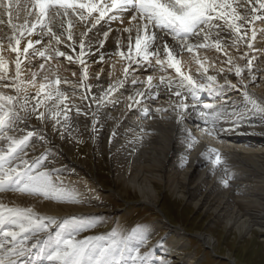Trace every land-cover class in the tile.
<instances>
[{"label":"bare ground","instance_id":"1","mask_svg":"<svg viewBox=\"0 0 264 264\" xmlns=\"http://www.w3.org/2000/svg\"><path fill=\"white\" fill-rule=\"evenodd\" d=\"M12 2L19 5L13 11L12 23L21 25L27 15L25 6L31 7L27 4L31 3V0H12ZM232 2L241 15H245L246 9L250 14L248 0H232ZM254 2L255 0H252V3ZM0 19L3 20V23H0V57L3 58L7 66L9 79L6 83L10 84L11 77H14L15 73L17 54L11 51L8 45L11 43L15 46V40L10 39L13 36V31L8 24V17L2 11H0ZM28 19L31 22L34 16ZM128 20L129 16H125L123 24L117 21L111 27L113 29L128 27ZM58 23L57 20L52 25L54 30L57 29ZM252 28L256 31V36L252 38L251 31H249L248 38L252 39L253 44L251 50L248 49L246 41L240 43L238 47L233 45L232 37L228 33L221 35L222 52H217L214 47L200 48L194 50L193 53L181 52L179 48H176L181 70L186 75H191L197 83H206V80L202 79L203 69L196 63L197 56L201 54L202 57L199 58L204 67L208 69L207 75L215 76L217 85H225L226 81L231 83L228 77L235 74V66L243 68L246 65L247 61L242 57L245 53H249V59L255 57L252 75L256 79L251 81V77L245 69L242 76L246 75L247 78L244 79L248 86L251 85V87L246 85V91L248 94L263 98L261 95H264V31H262L264 30V21H256ZM71 30L73 42L76 45L75 52L66 49L64 43L59 46L53 43V47H59L60 51H67L68 55L73 57L72 65L67 58H57L51 52L46 54V56H51L50 59H47L48 61L38 56H20L21 75L25 81L32 78L33 72L38 73L37 87L28 88L31 95H34L38 90L39 83L44 82V76H48L49 79L58 77L61 80L59 88L65 93L67 97L65 103L71 109L68 113L71 127L68 132H65L62 139L60 131H53L54 121L51 118L41 121L35 115H29L26 121L17 122L15 133L10 132L9 134L20 135L27 131H34L36 135L26 148L29 159L39 157L46 168L57 170L52 172L53 180L59 179L65 184L74 186L80 193L81 202H56L43 200L39 196L29 197L12 192L0 193V199L5 202L15 201L22 206L34 205L37 212L47 216L57 218L75 216L78 222L92 225L86 227L85 231L96 228L102 213L110 214V209H104L107 205L101 198V194L103 196H108V194L101 186L96 170L94 169L93 172L89 166L85 167L87 162L77 158L75 148L78 142L81 143L77 138L81 133L83 137H88V144L92 146L88 149L94 164L104 162L115 187L118 185L121 192L112 190L117 198L124 202L122 197L131 191L133 195L135 194L133 198L137 200L134 201L135 203L144 206L146 210L153 211L154 216H157L153 223L155 229L167 230L158 242L154 243L151 238L156 231L147 233L145 226L136 229H143L147 233L145 243L139 247L145 249L141 250L142 252L149 253L151 250L155 254V257L152 258L151 252L149 253V259L155 261V264H160L161 260L158 261V258H162V256H170V258L176 256L177 261H166L167 264H177L176 262L199 264L200 262H195V253H182L185 248L188 250V245L182 242L183 236L187 232L182 226L173 225L170 227L171 220L167 218L168 216L160 206V196L163 194L164 197V192L177 198L178 202H184L191 205L192 208H197L200 212L208 214L209 226L215 227L219 224L222 231L233 232L234 235L240 236L244 234L251 236L252 229H257L261 232V238L264 240V120L253 116L251 112L245 113L249 111L245 110L246 106L239 99L243 92L239 88L241 86L237 87L239 89L226 86L220 92L213 93L219 96L218 102L213 101L216 100V97L209 100L211 102L208 103L217 106L215 110H209V112L219 111L216 135H210L205 131V128H211L212 125L204 124L200 116L201 108L191 107L193 104H204L199 99L203 98L201 96L204 93H198L197 100H192L190 97L186 99L185 102L190 107L181 114L182 119L179 123L177 122V113L172 110V106L179 103V100L163 87L159 89V95L155 100L145 99L144 103L129 111V97L134 96L137 90H144L146 87L144 83L133 87L131 83L133 79L146 81L147 77L151 76L152 83L158 84L161 76L177 79L175 70L168 68L165 64V70L161 71L155 65V57H153L152 67L149 70L130 68L129 74L125 78L122 67L124 64L127 65L129 34L113 31L101 48L99 41L104 39L103 33L108 30V25L102 24L89 32L85 38L86 44L91 46L90 53L84 57L87 76L83 84L85 87L91 86V92L87 93L81 87L84 67H81L82 65L79 63L80 33L85 31V28L74 20ZM16 35L19 38L18 32ZM135 35L136 32L133 30V40ZM157 37V46L167 42L172 47L176 43L170 35L159 30H157ZM64 39L66 38H62V40ZM117 40H119V48L117 47L118 43L115 42ZM26 42V38L21 39V49ZM192 42L196 41L193 39ZM47 44L48 39L46 38L43 45ZM43 45H38L37 48H42ZM119 51L125 53V58L118 54ZM101 56H103L102 61L100 60ZM229 57L233 62L232 71L228 70L230 65L226 63ZM160 58L164 59L163 54ZM58 59H62V62H58ZM39 61L41 64H45L43 70L40 69L41 64H37ZM71 68L74 71H69ZM235 77L236 83H241V79L236 75ZM121 80H124V86L110 97V100L114 102L104 103L98 107L101 93L108 89L109 85L117 84ZM0 91L8 95H15V91L11 88H0ZM153 91L155 92L156 89ZM82 96H87V99H81ZM93 96L97 98L95 101L92 100ZM49 106L53 113L57 110L55 104ZM72 106L86 111V117L75 116L76 110ZM62 108L63 105H60V109ZM144 108L150 110L147 118L143 112ZM157 108H164L167 111L158 113L155 111ZM39 111H46V107L42 105ZM91 120L97 121L95 131H93ZM232 121H236V123H232ZM141 128L144 129L143 133L140 131ZM220 128L229 129V131L220 132ZM189 134L195 143H192V140L188 138ZM141 135L143 138L137 139ZM41 136L44 139H41ZM68 136L70 137L68 138ZM74 139L76 141H72ZM190 144L191 147H189ZM206 148L216 149L222 154L223 159L227 162V177L221 166L213 168L210 160L206 158L208 155L205 151ZM79 172L84 176H79ZM229 177L228 186L225 187L221 181ZM125 204L129 205L130 202L126 201ZM83 231L79 233L81 239ZM195 237L211 251L218 248V240L207 230L196 233ZM128 244L130 247L137 246L135 239L129 240ZM22 264H33V261L25 259ZM121 264L130 263L124 258Z\"/></svg>","mask_w":264,"mask_h":264},{"label":"snow or ice","instance_id":"2","mask_svg":"<svg viewBox=\"0 0 264 264\" xmlns=\"http://www.w3.org/2000/svg\"><path fill=\"white\" fill-rule=\"evenodd\" d=\"M250 14L246 9L245 15H241L234 6L232 0H31V7L25 6L27 13L25 21L21 25L12 23L13 11L18 8L12 0H0V11L8 17V24L11 26L15 40V46L9 43L8 47L17 54L15 60V76L11 77V83H6L7 66L0 57V88H11L15 95L5 94L0 91V193L12 192L17 195L29 197L39 196L43 200L56 202L78 203L80 193L71 185L65 184L59 179L53 180L52 172L57 171L45 167L41 158L29 159L26 148L36 135L34 131L16 135L9 134L17 131V122L26 121L29 115H35L38 120L44 121L51 118L53 131H60L61 138L71 127L69 112L70 106L65 103L67 97L60 90L61 80L57 77L49 79L43 77L39 83L38 90L31 95L28 88H36L38 73L33 72L31 79L25 81L21 75L22 61L20 56H38L41 59H50L46 56L51 52L55 57H65L70 62L73 57L67 51H60L59 47H53V43L59 46L65 44L66 49L76 51L73 42V22L74 20L82 24L85 31L80 33L79 43V63L84 66L81 76V87L85 92H91V86H84L83 81L87 76V67L84 57L90 53V45L86 44V37L102 24L108 25V30L103 33L104 39L99 41L102 48L109 34L113 31L128 33V54L127 65L124 68V76L127 78L130 68L147 71L152 67V59L155 57V65L164 71L165 64L177 73V79L161 76L158 84H153V78L148 76L146 81L133 79L132 86L144 83V90H137L134 96L129 97V111L144 103L145 99L155 100L159 95V89L163 87L171 93L179 103L172 106V110L177 113V122L182 119V113L190 105L185 101L187 98L197 100L198 93H208L210 96L214 92H220L224 87L236 89L238 86L225 82V85H217L216 77L207 75L208 69L199 58L196 63L203 69L202 79L206 83H197L191 75H186L179 66L176 48L181 52L193 53L200 48L214 47L217 52L223 51V41L221 35L228 33L232 37L233 45L239 46L242 42H247L248 49L253 48L252 39L248 38L251 31L252 38H255L256 31L252 28L256 21H264V0H248ZM34 19L29 21V17ZM125 16H129L128 27L115 28L111 25L117 21L124 23ZM59 21L57 29L53 24ZM0 23L3 20L0 19ZM67 25V27H66ZM38 29V30H37ZM136 35L133 40L132 32ZM157 30L171 36L175 45L169 46L167 42L157 46ZM264 31V30H262ZM17 32L19 38H17ZM214 33V35H213ZM35 37V38H33ZM27 39L22 49L21 39ZM48 39V44L43 45V41ZM62 38H66L62 40ZM193 39L196 42H192ZM43 45L42 48H37ZM86 47L88 51L86 52ZM117 47L119 48V42ZM162 50V52H161ZM118 54L125 58V53L119 51ZM163 54L164 59H161ZM227 55V53H224ZM249 53H245L242 59H247L246 65L242 68L235 66V75L241 78L242 73L247 69L251 81L256 77L252 75L253 59H249ZM103 60V56L100 57ZM232 71V59L226 61ZM147 65V67H145ZM45 64L40 65L43 70ZM99 78V77H97ZM124 86V80L117 84L109 85L108 89L101 93L98 107L104 103L114 102L110 100L113 93ZM246 88V85L244 86ZM153 89H156L154 92ZM75 91V89H74ZM247 105L246 111L264 120V105L253 99L245 90L242 92ZM215 97L213 96V99ZM81 99H87L82 96ZM97 98L92 97L95 101ZM34 102V103H33ZM50 104H55L57 110L53 113ZM46 107V111H39L41 106ZM60 105L63 108L60 109ZM76 114L87 115L77 106ZM192 108H201L200 116L205 125L211 124V128H205L210 135H216V128L219 123V111L213 103L193 104ZM149 109L144 108L145 118L149 114ZM156 112L167 111L164 108L155 109ZM227 122V121H226ZM97 121L93 120V131ZM236 123V121H232ZM141 133L144 129H140ZM220 132L229 129L220 128ZM71 135V133H69ZM142 135L137 139H142ZM191 138L190 134L188 137ZM41 139H44L41 136ZM191 147V144L189 145ZM207 159L210 160L213 168L221 166L228 176L226 160L223 159L216 149H208ZM214 156V159L212 157ZM229 178L223 179L222 184L227 187ZM90 224L78 222L76 217H54L41 214L36 211L34 205L22 206L15 201L5 202L0 199V264H22L25 259L32 260L33 264H121L127 256L132 264H155L149 259V253H141L139 245L146 241L147 233L143 230L134 229L128 236L121 237L115 230L108 236H85L79 238V233ZM135 239L136 245L130 247L128 241ZM34 258V260H33ZM160 264H167L161 260Z\"/></svg>","mask_w":264,"mask_h":264},{"label":"rangeland","instance_id":"3","mask_svg":"<svg viewBox=\"0 0 264 264\" xmlns=\"http://www.w3.org/2000/svg\"><path fill=\"white\" fill-rule=\"evenodd\" d=\"M115 42L118 43L119 40ZM200 55L201 54H199L197 58L202 57ZM58 62H62V59H58ZM69 63L71 64L72 62ZM37 64H41V62L39 61ZM69 71H74V70L71 68L69 69ZM14 74L13 76H15ZM234 78H236L235 74L230 75V77H228V80H231V83L237 85L238 87L241 86L239 88L245 91L246 88L244 86L245 85L248 86L247 81L244 79L247 78L246 75L245 77L242 76V82L239 84L236 83V80ZM248 87H251V85ZM249 95L253 99L257 100L258 103L264 105V95L260 94L263 98L260 97L258 98L251 94ZM213 96L216 97V100H213L214 102L215 101L218 102L220 100L217 94H213L210 96L208 93H204L201 96L203 98H199V99H201L203 103H208L211 102L209 100L213 98ZM239 99L240 102L242 100L243 103L242 102L241 103L244 104V106L246 107L249 106L248 108L251 107L250 105L247 106L243 95L239 96ZM74 113L75 116H78L76 112ZM245 113L249 114L250 112H245ZM79 116L86 117V115H79ZM91 122H93V120H91ZM246 125L247 123L245 124V126ZM89 127L90 126L88 125V128ZM69 137L70 136H68V138ZM77 138L81 141V143L78 142L79 145L77 144L75 148V151L77 152V156H78L77 158L85 160L87 162L85 167L89 166L90 169L92 168L93 172L94 169L96 170V174L100 179L99 182L101 181L100 182L101 186L103 187L104 191L107 192L106 194H108V196H103L101 194L102 200L107 205V207H105L104 209H110L109 210L110 214L102 213L101 217L98 219L99 225L96 227L97 229L93 228L91 229V231L87 229L86 231L84 230L81 233L82 237L84 238L85 236H90V235L108 236L113 232V230L119 233L121 237H125L128 236L134 229H139L145 226V231L147 230L146 231L147 233L149 231H156L154 233V236L151 238V240L154 243L156 241L158 242L159 238L163 234H165L167 230L161 229L159 231L155 229L153 223H155V219L157 216H154L153 211L149 209L146 210L144 206H140L139 204L135 203L134 201L137 200L133 199L135 194L133 195L131 191L129 192L128 195H124L122 197L124 199V202L118 199L115 193H113V191L110 192L109 190H115L116 192H121V191L118 189V185H116L115 187L111 175L109 171H107L108 168L105 166L106 164L104 162L94 164L90 150L88 149L89 147L92 148L91 144H88L89 142L88 137H83L82 134L80 133L78 134ZM82 138L84 139L83 141ZM72 141H76V139ZM79 176H84V175L81 174V172H79ZM162 195L160 196L161 198L160 206L162 207V210H164L166 216H168L167 218L171 220L170 224L172 225H170V227H172L173 225L182 226V228H184V231L187 232L185 233V236H183L182 242H185L188 245L187 246L188 250H186L185 248L182 251V253L183 254L195 253L196 263L197 261H200L199 264H230L231 262H235V264H264V240H262L261 238L260 231H258L257 229H252L253 234L251 236L245 234L241 236L234 235L233 232L229 233L222 231L219 224H217L215 227L209 226L210 224H208V222L210 218L208 217V214L202 213L199 210H197V208H192L191 205L185 204L184 202L181 203L178 202L179 200H176L177 198H174V196L171 197L165 192H164L165 198ZM126 201L130 202V204L129 205L125 204ZM206 230L210 232L218 240V248H214L213 251L207 249L206 246H204V244L202 243V241H200L198 238L195 237L196 233L204 232ZM141 250H145V249H140V251ZM144 252L146 251L143 252L141 251V253ZM149 253L152 254V258L155 257V254L151 250L149 251ZM125 259H127L128 263L132 264L131 260L128 259L127 256L125 257ZM159 260L173 262V261H177V258L176 256L171 258L170 256H164V257L162 256V258L161 257L158 258V261ZM176 263L186 264L185 262H176Z\"/></svg>","mask_w":264,"mask_h":264}]
</instances>
